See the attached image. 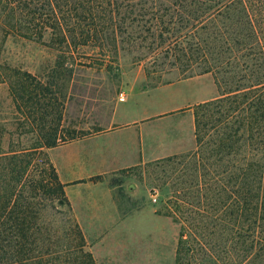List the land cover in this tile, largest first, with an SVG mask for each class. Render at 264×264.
Returning <instances> with one entry per match:
<instances>
[{
  "label": "trees",
  "instance_id": "16d2710c",
  "mask_svg": "<svg viewBox=\"0 0 264 264\" xmlns=\"http://www.w3.org/2000/svg\"><path fill=\"white\" fill-rule=\"evenodd\" d=\"M0 33V49L48 34L73 47L92 38L115 55L139 38L150 54L213 74L218 97L194 107L195 149L161 160L190 165L184 195L169 200L175 264H201L195 244L207 264H264V0H0ZM2 70L0 264H97L48 156L65 143L63 101L51 82Z\"/></svg>",
  "mask_w": 264,
  "mask_h": 264
},
{
  "label": "rangeland",
  "instance_id": "374dc122",
  "mask_svg": "<svg viewBox=\"0 0 264 264\" xmlns=\"http://www.w3.org/2000/svg\"><path fill=\"white\" fill-rule=\"evenodd\" d=\"M19 36L8 37L0 49V76L2 68L10 66L30 73L43 84L51 82L55 86L53 90L64 104L61 130L65 143L73 140L71 137H77L74 127L94 120L99 106H103L104 110L118 101L119 94L124 92L127 85L145 79L148 87L179 77L198 75L195 64L185 66L176 63L173 58H164L159 51L150 54L148 42H142L139 38L134 43L121 44L115 55L107 47L101 49V42L92 38L85 45L78 38V46L73 47L59 45L56 38L50 41L48 34L40 42L34 36L29 39ZM1 41L0 33V44ZM208 76L212 78L216 94L219 95L213 74L209 73ZM176 88L164 87L159 91L160 95L164 94L163 103L170 104L165 98L170 97V92ZM206 92H210L209 87ZM9 102L7 87L0 84L1 122L10 118ZM84 132L79 131L78 134ZM189 168V159L149 162L109 176L97 192H92L93 195L111 197L116 202L113 211L125 219V235L118 233L116 228L121 223L114 221L109 222L108 230L103 232L105 238H91L92 225L86 223L84 218L79 223L70 203L72 217L85 236L88 250L92 253L95 249L96 257L92 255L97 264H175L180 226L168 216L169 200L171 190L186 186L184 182L190 179ZM184 190H181V194ZM153 195L157 197L156 203L152 201ZM190 200L195 202L196 197ZM135 217L140 218L139 222L135 221ZM199 246L194 245L196 254L200 255L197 263L207 264L208 261L201 257L204 255H201Z\"/></svg>",
  "mask_w": 264,
  "mask_h": 264
},
{
  "label": "crops",
  "instance_id": "0c3cea01",
  "mask_svg": "<svg viewBox=\"0 0 264 264\" xmlns=\"http://www.w3.org/2000/svg\"><path fill=\"white\" fill-rule=\"evenodd\" d=\"M145 81L127 85L123 101L104 110L99 106L94 120L74 127L75 139L48 150L76 219L81 223L84 218L92 225L91 238H105L109 222L121 223L118 233L126 231L125 219L116 211L114 214L116 202L92 192H97L109 176L193 151L194 107L218 97L208 74L148 87ZM164 87H177L165 98L170 104L163 103L164 94H159ZM134 219L139 222L140 218ZM92 253L96 257L95 249Z\"/></svg>",
  "mask_w": 264,
  "mask_h": 264
},
{
  "label": "built area",
  "instance_id": "2783aa9c",
  "mask_svg": "<svg viewBox=\"0 0 264 264\" xmlns=\"http://www.w3.org/2000/svg\"><path fill=\"white\" fill-rule=\"evenodd\" d=\"M124 94H123V92H121L120 94H119V96H118V100L119 101H123L124 100ZM152 201H153V203H156L157 202V197H156V195H153L152 196Z\"/></svg>",
  "mask_w": 264,
  "mask_h": 264
}]
</instances>
